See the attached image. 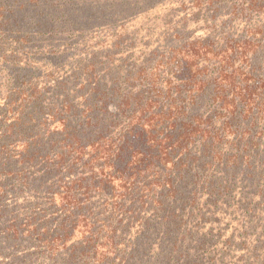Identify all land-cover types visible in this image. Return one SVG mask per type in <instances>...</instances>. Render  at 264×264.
Masks as SVG:
<instances>
[{"label": "trees", "instance_id": "1", "mask_svg": "<svg viewBox=\"0 0 264 264\" xmlns=\"http://www.w3.org/2000/svg\"><path fill=\"white\" fill-rule=\"evenodd\" d=\"M142 1L0 0V68L11 72L6 75L7 94L0 91V264H26L31 256L39 261L62 253L70 255L68 264H219V256L228 263L224 253L232 240L224 241L226 250L216 251L213 244L215 239L218 244L224 232H116L114 217L100 222L80 216L77 205L93 185L82 176L67 180L77 169L100 176L103 184L98 190L112 191V210L129 211L124 213L126 218L138 205V184L143 183L142 193L148 195L143 196L155 200L153 189L147 191L151 187L145 184L148 179L155 180L153 187L167 186L173 191L180 183L188 185L192 189L188 201L199 211L200 192L207 195L208 203L221 196L233 197L236 186L227 184L222 176L215 177L217 169L229 170L232 177L247 173L246 177L261 184L254 195L264 199V172H255V160L264 159L258 150L264 130L258 125L254 132L250 130L264 118V67L255 62L264 56V26L255 21L264 18V0L239 2L236 12L249 20L254 18L255 26L247 28L242 40L225 34L222 42L210 35L217 27L212 17L231 0H192L198 14L210 12L206 18L212 27L208 36L205 33L189 40L181 30L184 27L174 28L168 52L154 50L152 69L127 75L129 84L140 83L147 92L126 94L120 86L104 90L97 85L99 71L103 67L104 74H111L115 60H128L129 54L122 50L130 35L123 30L107 44L96 39V45L89 48L72 43L86 38V29L102 25L97 14L114 19L115 23L108 25L118 28L133 13L127 9L140 7ZM46 3L68 12L66 18L79 31L72 32L74 26L48 18L49 13L40 10ZM90 14L96 15L95 21ZM181 24L188 26L185 20ZM63 39L66 48L81 50V57L76 58L79 51L71 49L52 50L44 55L50 71H25L29 68L11 62L12 53L7 51L14 40L16 60L19 49L28 52L37 42L50 44ZM130 45L133 50L134 43ZM65 56L76 61L64 77H57L49 68L65 65ZM163 73L169 79L162 78ZM83 76L87 77L85 84ZM206 107L214 113L204 119L200 110ZM217 120H222L219 128L215 127ZM122 122H127L124 132L114 136L112 131ZM243 122L251 124L245 128ZM133 136L140 139L139 146L134 142L128 149H137V154L127 159L128 169H120L117 161L124 138L135 139ZM32 191L36 196L33 203L46 200L54 216L46 219L47 211L39 210L23 218L18 209L9 208L8 201L28 197ZM240 201L249 213L251 205L259 204L247 191ZM141 210L145 212L144 205ZM168 215L174 220L173 231L184 228L186 219L178 213ZM139 220L148 231L149 222ZM55 221H60L56 227ZM251 233L259 238L254 245L255 240H249ZM240 235L245 239L234 248L246 251L242 255L245 264H264V232ZM198 249L208 257L200 255Z\"/></svg>", "mask_w": 264, "mask_h": 264}, {"label": "rangeland", "instance_id": "2", "mask_svg": "<svg viewBox=\"0 0 264 264\" xmlns=\"http://www.w3.org/2000/svg\"><path fill=\"white\" fill-rule=\"evenodd\" d=\"M156 1L157 0H149V4H146L147 0H144L142 1V3H140V7L132 8L129 10L127 9V12L133 13H130L131 15L128 17L129 20L118 28H113L108 25H112L113 23H115L114 19H111L110 21V19H108L110 17L97 14V16L100 17L99 22H101L100 24L102 25H99L97 28H90V30L86 29L85 31L88 32L89 35H87L86 38H83L79 42L72 43L73 46L81 45L82 47L84 46L89 48L91 44L96 45V39H98V41L101 40V42L104 41L106 43L109 42L110 39L117 33L122 32L123 30L126 31L127 35H130V38H128L127 42L124 44V49L122 50V53L129 54L128 60H115V69H113L111 74H104L103 67L99 71V82L97 83V85L100 87L102 86L104 90H111L113 88H116L117 86H120L121 90L126 94L132 93L136 95L139 93L147 92L148 88H146V86L144 85H141L140 83H136L134 85L129 84L127 82V75L129 72H136L139 69L150 71L152 69V66L156 63L155 60L151 58L154 50H156L160 54H166L168 52L169 46H171L173 42V40H170L169 38L172 35L174 28L184 27L181 28V30L186 33L189 40L197 39L205 33L208 36L209 32L211 31L212 27L208 25V21L206 20L207 16L210 15V12L203 11L202 14H198L197 10H195L192 6V0H162L159 1V5L153 7ZM242 1L243 0H231L226 6L222 7V10H220V12L216 13L214 11L212 17L214 22L212 23L217 27L216 29H212V31L214 30L212 34L210 33L211 37L214 38L212 40L222 42L226 38L225 34H228L235 41H239L244 38L245 32L249 30L247 28H253L255 26L254 18L249 20V18L247 19L244 14L238 15V13L236 12L241 5V3L239 2ZM54 5L55 4H53L52 6ZM151 7L153 8L144 12H142L141 10L142 8ZM233 7H235L236 10H232ZM36 10L38 12V9H35L33 11ZM40 10L49 13L50 17L48 18L55 19L54 23H68L69 25L66 27L74 26L72 32L77 33L79 31L78 27H75V25L66 18L68 16V12H64L63 9L53 8L51 7V5L46 3ZM38 13L39 16L42 15L41 12ZM33 14L36 15V12H34ZM122 14L124 13H121V15ZM95 16L96 15H91L94 21ZM114 18H116V20H120L117 19V17ZM231 18L234 20L227 24L224 29L223 24L231 20ZM183 20L186 21L188 26H184L183 24L179 25ZM255 21L258 26L262 24L264 26L263 16H261L260 18H256ZM209 24L211 25V22ZM122 26L124 27L122 28ZM65 43V39L60 41H51L50 44L47 42H37L32 51L28 50V52H24L23 49H19V51L17 50L16 52H18V55H16L19 58L15 60L14 49L16 47V43L14 40H11L10 45L7 47V51L9 53H12V55L9 54V56H11V62L20 63L21 65L29 68L25 71L33 72V68H40L42 72H45L50 70H48V61L44 59V55L49 54L52 50L64 51L66 49H71V51H79L76 54V58L81 57V55L79 56L81 50H77L74 47L66 48L67 44ZM131 43H134L133 50L131 49ZM263 43L264 42H261V44ZM31 54H33V56L35 54L38 55L34 58L33 56L30 57ZM73 56L74 55H72V57ZM70 58V56H65L63 60L66 61L64 63L65 65H62L61 67L58 66L56 68L50 67L49 69L54 70L55 76L64 77L76 61V58L74 60ZM255 62L260 64V67H264V56L261 58V60H255ZM57 63H55V65ZM3 68H6L5 65H3ZM262 69L260 70L261 72ZM8 73L11 72L8 70L5 71L0 68V91L2 95L7 94L8 76L6 75H8ZM164 77L169 79L167 73L162 74V78ZM81 82L85 84L87 82V77L83 76L81 78ZM76 102L77 101H75V103ZM200 113L204 119H207L213 115L214 110H211L210 107H206L201 109ZM216 115L218 116V111ZM221 123L222 120H217L215 127L219 128ZM126 124L127 122L120 123V125L112 131L114 136H117L119 133L124 132ZM250 124L248 122H246V124L245 122H243V127L247 128V126H250ZM256 125H258L259 130H264V118H260L257 123L252 124V129H250L252 132H254V126ZM229 138H231L230 135ZM139 141L140 139L138 138H124L122 148L123 153L122 155H120L121 157L118 158L117 161L118 167L120 169H128L126 167V163L128 162L127 159L130 160L131 156L137 154V149L130 150L128 148L130 145H134V142H137V144L134 145L135 147L139 146ZM225 149H227V147ZM225 149L224 151H226ZM258 150L260 152V155L264 156V134L261 137ZM255 168V172H258V174L261 175L264 172V159H256ZM126 173H128V171H126ZM247 175V173H243L232 177V174L231 172H229V170L222 171V169H217L214 173V176L224 177V179L227 180V184H234L236 186V189L233 192V197H231V195L221 196L217 201L211 203L207 202V195L203 196V194L200 192L197 200L199 202L198 207L202 209V211H199L196 206L192 205L188 201V196L192 193V189L188 185L180 183V185H178L177 187V190L173 191L170 190L167 186L161 187L159 185H156V187H153L155 184V180L148 179L145 184L150 185L151 187H148L147 191L153 189L151 196L155 197V200H150L149 198L143 196V194L147 195L146 193H142L143 183L138 184L139 186H137V188L140 191L137 195L138 201H136L138 205L136 206V210L133 211L134 213L130 215V218H126L128 216L124 217V213L129 211L118 210L117 212L112 210L111 202H114L113 197L110 196L112 191L110 193H102L97 188V186L103 184L98 180L100 176H96L94 175V173L92 174L91 172L84 169H77L75 171V174L71 175L69 178H67V180L82 176L87 179V182H92L93 189H91L85 195H82L81 201L79 205H77V207H80V216L90 217L93 221L100 220V222H108V219H113L114 217V220L116 222V232H187L188 230H190L189 232H224L223 237L220 239L218 244L215 243L216 239L214 240L213 244L217 246V248L214 247V249L216 251H220L221 249L225 248L224 241L229 242V240H232L233 244L231 245V248L227 249V253H224V255H226L227 262L229 264H245L246 259H242V255L245 256L246 251L244 249H239L238 247L234 248L235 243L240 244L243 239H245L241 237L240 234L242 232H264V199L259 195H254L253 193L256 190V186L260 187L261 184L258 183L257 180L253 181V177H246ZM52 181L54 182L56 180L53 179ZM248 189H251L252 193ZM246 191L250 194L253 202L259 203L254 206L251 205V213L247 212V205L245 203H241L240 201L246 194ZM27 195L28 197L21 196L12 199V201H8L9 208H13L14 210L16 208V211L18 209L19 214L23 218H25L26 216H30L31 213H36L39 210L47 211L44 214L46 219H50L49 217L54 216L52 209H50V206L48 205V202L46 200H41L40 203L36 205L33 203V200L36 197H33V191L29 192ZM171 196L176 197L172 198ZM143 198L145 199V204L142 203ZM143 205L145 206V212L144 210H141L143 208ZM165 210L167 211V215L165 213ZM172 211H175V213H173ZM177 213L179 214V216L183 217V219H186V224L183 229H176L173 231L171 225L172 221L174 220H170L169 218L171 217L168 214ZM191 214H193V216L190 218L189 215ZM139 217H141L142 219L145 218L144 222H149L150 226L148 231L145 229L144 225L142 226V223L139 222ZM59 222L60 221H55V223H53V226L56 227ZM76 232H79V229ZM252 234L255 233L250 234L249 240H255L253 242L254 245L259 238L258 235L251 236ZM198 238H200V236H198ZM158 239L159 238H157L156 240ZM151 251L153 252V250ZM198 252L200 255L204 256V258L208 257V254H205V252H203L202 250H199ZM219 257L220 258L218 260H221L219 264H228L222 260L221 256ZM28 259L29 261L26 264H68L71 260V257L67 253H62L55 258L43 257L39 261L33 259V256Z\"/></svg>", "mask_w": 264, "mask_h": 264}]
</instances>
